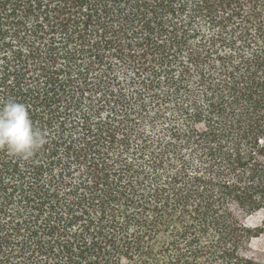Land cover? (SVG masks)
<instances>
[{
    "label": "trees",
    "instance_id": "trees-1",
    "mask_svg": "<svg viewBox=\"0 0 264 264\" xmlns=\"http://www.w3.org/2000/svg\"><path fill=\"white\" fill-rule=\"evenodd\" d=\"M0 264H264V0H0Z\"/></svg>",
    "mask_w": 264,
    "mask_h": 264
},
{
    "label": "clouds",
    "instance_id": "clouds-1",
    "mask_svg": "<svg viewBox=\"0 0 264 264\" xmlns=\"http://www.w3.org/2000/svg\"><path fill=\"white\" fill-rule=\"evenodd\" d=\"M45 143V134L37 129L27 106L15 98L0 103V149L28 159Z\"/></svg>",
    "mask_w": 264,
    "mask_h": 264
},
{
    "label": "rangeland",
    "instance_id": "rangeland-1",
    "mask_svg": "<svg viewBox=\"0 0 264 264\" xmlns=\"http://www.w3.org/2000/svg\"><path fill=\"white\" fill-rule=\"evenodd\" d=\"M249 223L257 231V236L251 239L249 247L264 255V207L249 217Z\"/></svg>",
    "mask_w": 264,
    "mask_h": 264
}]
</instances>
